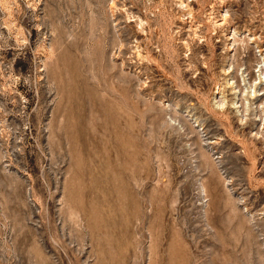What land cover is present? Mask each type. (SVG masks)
I'll return each mask as SVG.
<instances>
[{"label": "rangeland", "instance_id": "obj_1", "mask_svg": "<svg viewBox=\"0 0 264 264\" xmlns=\"http://www.w3.org/2000/svg\"><path fill=\"white\" fill-rule=\"evenodd\" d=\"M182 3L0 0V264H264V0Z\"/></svg>", "mask_w": 264, "mask_h": 264}, {"label": "bare ground", "instance_id": "obj_2", "mask_svg": "<svg viewBox=\"0 0 264 264\" xmlns=\"http://www.w3.org/2000/svg\"><path fill=\"white\" fill-rule=\"evenodd\" d=\"M195 1H196V0H195ZM226 1H227V0H226ZM185 2H186V1H185ZM172 3H173V2H172ZM179 3H180V1H179ZM181 3H182V0H181ZM223 3H224V2H223ZM223 3H222V7H225V6L223 5ZM173 4H174V3H173ZM182 4H183V3H182ZM178 5H179V4H178ZM178 5H176V6H178ZM186 5H187V4H186ZM180 6H181V4H180ZM220 6H221V5H220ZM182 8H183V7H182ZM186 8H187V7H186ZM189 12H190V11H189ZM185 16H187V15H185ZM185 16H184V17H185ZM187 17H188V18H192V17H191V13H188V16H187ZM220 18H221V19H220L219 23L217 24V26H218L219 28H221V31H220V32H222V33H220V34H222L221 36H222V37H225V39L227 40V37H226V36L228 35V33H229L230 31H231V33H232V36H233V35L238 36V35H237V30H236V28L233 27V26H235V25H233V26H229V25H227V23H229L228 21H229V19H230V18L228 17V15H227V10H226V12L224 13V15H223L222 17H220ZM184 19H185V18H184ZM193 20H194V22H195V19H193ZM186 21H187V20H186ZM186 21H184V22L186 23ZM188 21H189V20H188ZM190 21H191V19H190ZM184 22H183V23H184ZM191 22H192V21H191ZM230 22H231V21H230ZM213 23H214V22H213ZM231 23H232V22H231ZM192 24H193V23H192ZM192 24H191V25H192ZM140 25H141V24H140ZM180 25H181V24H180ZM191 25H190V26H191ZM176 26H177V24H176ZM195 26H196V25H195ZM214 26H215V25H214ZM182 27H183V26H182ZM182 27H181V28H182ZM186 27H187V26H186ZM197 27H198V26H196V28H197ZM215 27H216V26H215ZM215 27H214V28H215ZM218 27H217V28H218ZM235 27H236V26H235ZM138 28H139V25H138ZM179 28H180V27H179ZM189 28H190V27H189ZM173 29H174V27H173ZM197 29H198V28H197ZM197 29H196L195 31H197ZM139 30L141 31V28H139ZM174 30H175V29H174ZM187 30H188V29H187ZM189 30H192V29H189ZM189 30H188V31H189ZM193 30H194V29H193ZM212 30H213V29H212ZM217 30H218V29H217ZM176 31H179V30H176ZM195 31H194L193 33H196ZM197 32L199 33V31H197ZM226 32H227V33H226ZM176 33H177V32H176ZM186 33H187V32H186ZM186 33H185V34H186ZM188 33H192V31H191V32L189 31ZM193 33H192V34H193ZM238 33H239V32H238ZM185 34H184V35H185ZM186 36H187V35H186ZM188 36H191V35L189 34ZM192 36H193V38H194V37L197 38V35H196V34H195V36H194V35H192ZM198 36H199V35H198ZM200 36H201V35H200ZM234 37H235V36H234ZM252 37H253V38H252ZM182 38H183V37H182ZM182 38H181V39H182ZM193 38L191 37V39H193ZM187 39H188V38H187ZM251 39H255V38H254V35H252V34L250 35V40H251ZM185 40H186V39H185ZM189 40H190V38H189ZM196 40H197V39H196ZM223 40H224V39H223ZM228 40H229V39H228ZM228 40H227V41H228ZM233 41H234V40H233ZM235 41H236V40H235ZM254 41H256V40H254ZM196 42H197V41H196ZM199 42H200V41H199ZM252 42H253V40H252ZM182 44H184L185 49L187 48L186 50H189V48L187 47V44H188V43H186L185 41H183ZM185 45H186V46H185ZM188 45H189V44H188ZM226 45H227V44H225V47H226V50H227V46H228V45H227V46H226ZM189 46H190V45H189ZM190 48H191V47H190ZM257 48H258V46H257ZM185 49H184V50H185ZM228 49H229V47H228ZM230 50H231V48H230ZM228 51H229V50H228ZM188 52H189V51H188ZM259 52H260V50H259ZM225 54H226V53H225ZM195 55H196V54H195ZM195 55H194V56H195ZM227 55H228V54H227ZM199 56H200V55H199ZM184 57H185V56H184ZM189 58H190V57H189ZM198 58H199V57H198ZM224 58H225V57H224ZM226 58H227V57H226ZM186 59H188V58H186ZM201 59H202V58H201ZM188 60H189V59H188ZM189 61H190V60H189ZM202 61H203V60H202ZM263 61H264V60H263ZM184 62H185V60H184ZM124 63H125V62H124ZM124 63H123V65H124ZM191 63H192V62H191ZM206 63H207V62H206ZM261 63H264V62H261ZM184 64L186 65V63H184ZM224 64H225V63H224ZM178 65H179V64H178ZM263 65H264V64H263ZM182 66H183V65H182ZM187 66H188V65H186V67H187ZM222 66H223V65H222ZM178 67H179V66H178ZM183 67H184V66H183ZM180 68H181V66H180ZM180 68H178V69H180ZM188 68H189V66H188ZM188 68H187V69H188ZM221 68H222V67H221ZM178 69H177V71H180V70H178ZM182 69H183V68H182ZM187 69H186V71H187ZM196 69H197V68H196ZM224 69H225V68H224ZM228 69H229V68H228ZM228 69H227V70H228ZM190 70H191V69H190ZM258 71L263 75V78H264V66H263V68H262V67H259V70H258ZM225 72H226V71H225ZM192 73H193V72H192ZM228 74H229V73H228ZM179 75H180V74H179ZM178 77H179V76H178ZM180 78H181V75H180ZM263 78H262V79H263ZM258 79H259V77H258ZM215 80H216V79H215ZM217 81H218V80H217ZM254 82L256 83L255 80H254ZM254 87H255V85L253 84L252 94H250L251 97H253L254 94H255V89H254ZM236 88H237V87H236ZM231 89H232V88H231ZM213 90L215 91V92H214L215 94H216V93H217V94H219V93L221 94V93H222V90H220V83H219V84H218V83H215V84H214V88H213ZM212 92H213V91H212ZM239 92H240V91H239ZM244 92H246V91H244ZM245 94H246V93H245ZM241 98H242V97H241ZM243 98H244V97H243ZM243 98H242V99H243ZM243 101H244V100H243ZM247 101H248V100H247ZM237 102H238V101H237ZM237 102H236V103H237ZM225 104H226V103H225V100H224L223 98H218V99L216 100V102H215V105H216V106L218 107V109H220V110H222V109L224 108ZM231 104H233V103H231ZM245 104H246V103H245ZM245 104H244V105H245ZM256 108H257V107H256ZM221 112H223V111H221ZM222 114H223V113H222ZM241 115H242V111H241ZM244 118H245L244 115H243L242 117H240V119H242V120H243ZM224 121H225V120H224ZM226 121H227V120H226ZM227 124H228V123H227ZM229 124H230V123H229ZM229 127H230V126H228V128H229ZM243 152L246 153V152L244 151V148H243ZM243 152H242V153H243ZM244 153H243V154H244Z\"/></svg>", "mask_w": 264, "mask_h": 264}]
</instances>
